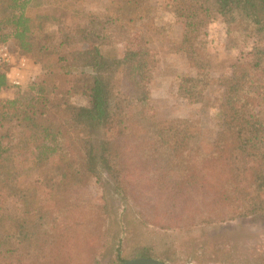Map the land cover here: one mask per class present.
Here are the masks:
<instances>
[{
    "label": "trees",
    "instance_id": "obj_1",
    "mask_svg": "<svg viewBox=\"0 0 264 264\" xmlns=\"http://www.w3.org/2000/svg\"><path fill=\"white\" fill-rule=\"evenodd\" d=\"M46 2L69 6L68 0ZM26 3L0 0V44H8L13 54L30 55L35 63L41 51L56 55L70 74V85L74 82L72 93L85 94L88 105L67 100L36 113L16 110L21 109L18 99L2 103L0 97V125L17 123L16 132L8 127L1 134L16 140L0 141V264H70L74 249L88 252L93 264H99L111 253L108 229L102 228L107 211L103 205L87 209L76 190L94 179L128 198L130 157L152 160L162 179L172 172L177 179L166 184L174 189L170 197L188 187L195 190L197 197L190 199L198 208L195 224L264 215V0H163L161 5L182 22L174 51L188 53L196 70L180 78L178 93L184 98L202 99L210 80L204 36L215 18L224 22L231 47L252 43L250 59L237 61L220 79L222 123L207 154L192 121H157L151 113L148 84L156 61L145 30H139L136 49L125 50L121 57L102 53L107 38L127 41L137 22L149 18L151 5L122 0L103 14H89L85 24L60 28L59 40L49 47L36 41L40 28L23 13ZM7 70H0V93L8 86ZM24 170L35 171V184L21 183ZM9 197L20 202L19 212L4 206ZM115 250L112 263L126 260ZM163 254L153 245H140L131 258L169 261Z\"/></svg>",
    "mask_w": 264,
    "mask_h": 264
},
{
    "label": "rangeland",
    "instance_id": "obj_2",
    "mask_svg": "<svg viewBox=\"0 0 264 264\" xmlns=\"http://www.w3.org/2000/svg\"><path fill=\"white\" fill-rule=\"evenodd\" d=\"M121 1L68 0L69 6L66 7L47 3L46 0H27L23 13L38 22L37 28L40 30L35 31L36 41L51 47L59 40L60 28L85 24L89 14H103ZM145 2L153 8L149 18L138 21L125 42L105 39L101 45L102 53L109 57H121L125 50L136 49L141 37L139 30H145L148 46L156 61L148 84L151 113L157 121L176 118L192 121L200 133L202 152L207 154L212 149L213 140L222 123L219 103L223 89L220 79L231 73L234 63L250 59L252 43L239 48L231 47L224 22L220 17L215 18L208 25L204 36L206 51L211 60L208 71L210 80L202 99L194 101L184 98L178 93L180 78L184 75L193 76L196 70L190 64L188 53L174 51L173 42L180 39L183 24L172 12L161 8L163 0ZM7 42L11 46L12 40L8 39ZM78 47L83 48L85 45L79 44ZM13 52L14 66H17L21 56L27 58V63L22 71L20 86H9L7 81L8 86L0 93L2 103L18 99L17 106L21 109L16 107V110L25 108L36 113L48 108L51 103L67 100L77 105H88L85 94L72 93L74 82L70 85V74L60 67L56 55L41 51L35 63L30 55L20 54L17 50ZM16 126L15 120L9 125H0L2 144L16 140V136L1 137L8 127L16 132ZM21 153L30 155L29 151ZM53 160L60 165L56 155ZM128 163L130 173L127 179L131 183L128 198L116 193L110 184H100L94 179L76 190L80 203L87 209L95 210L103 205V210L107 211L108 217L102 228L108 229L111 253L104 256L99 264H114L111 262V254L116 253V247L120 249L123 258L133 259L131 252L140 245H153L157 252L167 255L169 261L155 258L166 264H264V215L239 217L208 225L195 224L198 208L190 201L191 197L196 196L194 189L188 187V190L178 192L180 194L177 195L175 193L172 198L168 192L174 194V189L166 185L170 179H177L172 172L162 179L159 170L154 169L156 165L152 160L130 157ZM58 168L57 165L54 171L56 182L59 181ZM37 179L33 170L21 172L20 181L26 186L35 184ZM4 206L15 212L21 209L20 202L13 197L6 198ZM79 252L76 249L71 251L70 264H93L88 252Z\"/></svg>",
    "mask_w": 264,
    "mask_h": 264
},
{
    "label": "built area",
    "instance_id": "obj_3",
    "mask_svg": "<svg viewBox=\"0 0 264 264\" xmlns=\"http://www.w3.org/2000/svg\"><path fill=\"white\" fill-rule=\"evenodd\" d=\"M17 62V66H14L15 56L11 52L8 44H0V70L6 66L8 67L6 75L9 86L18 87L22 84V71L27 63V58L21 56L18 58Z\"/></svg>",
    "mask_w": 264,
    "mask_h": 264
},
{
    "label": "water",
    "instance_id": "obj_4",
    "mask_svg": "<svg viewBox=\"0 0 264 264\" xmlns=\"http://www.w3.org/2000/svg\"><path fill=\"white\" fill-rule=\"evenodd\" d=\"M119 264H166V263L155 258L138 257V258L125 260Z\"/></svg>",
    "mask_w": 264,
    "mask_h": 264
}]
</instances>
